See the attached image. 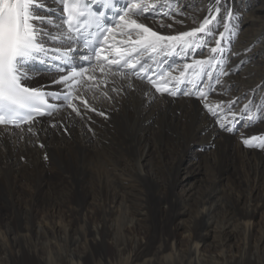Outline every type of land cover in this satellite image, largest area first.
I'll list each match as a JSON object with an SVG mask.
<instances>
[{"label":"bare ground","instance_id":"6f19581e","mask_svg":"<svg viewBox=\"0 0 264 264\" xmlns=\"http://www.w3.org/2000/svg\"><path fill=\"white\" fill-rule=\"evenodd\" d=\"M235 1L243 18L230 55L210 53L218 38L213 36L205 37L204 53L179 44L158 52L139 48V30L119 22L111 32L117 48L144 60L145 77L111 67L102 73L104 63L98 62L86 74L97 80L85 77L69 89L49 83L59 78L52 70L31 65L36 71L28 83L71 91L78 112L51 99L58 107L50 117L18 129L0 127V264H264V149L242 143L264 136V116L233 137L205 107L232 126L238 108H228L225 89L233 81L231 90L247 91L246 100L254 91L251 111L259 105L264 114V0ZM129 2L137 0L124 5ZM140 2L156 8L130 18L176 36L199 27L215 0H200L191 11L194 21L179 11L180 4ZM233 2L227 0L231 10ZM59 5L47 0L55 23L44 27L54 35L62 23ZM217 28L224 31L222 24ZM210 56L215 60L200 73L195 61ZM237 63L243 70L229 75ZM158 65L169 66L163 84L154 75ZM182 80V89L192 94L182 90L177 99L150 82L177 89ZM200 91H207L206 98ZM197 141L214 151L201 158L206 179L193 188L184 181L191 169L183 161Z\"/></svg>","mask_w":264,"mask_h":264},{"label":"snow or ice","instance_id":"6c2138e0","mask_svg":"<svg viewBox=\"0 0 264 264\" xmlns=\"http://www.w3.org/2000/svg\"><path fill=\"white\" fill-rule=\"evenodd\" d=\"M59 2L63 5L66 16L61 17L63 22L56 25L57 32L54 35L50 28L44 27L45 24L54 25L55 23L52 16L48 14L50 10L47 0H0V124L20 127L21 124L36 123L37 117L52 115L58 106L49 101L60 100L61 97L68 102V107L78 112V109L73 107L71 91L67 94L49 92L42 86L29 84L28 81L34 78L33 72L36 71L31 68V65L39 62L45 66V70L49 71L55 67L61 75L58 79H53L54 84H62L69 89L73 85H80L89 68H93V60L99 62L102 59H108L102 57L101 52L104 50L103 42L108 40L107 33L113 31V28L109 26L111 23L109 12L112 18L119 19L121 22L119 27L139 30L140 38L136 43L142 48L151 49L153 52L163 51L172 44L183 45L188 49L193 46L202 48L208 45L205 37H218L215 38V47L210 48L212 54L223 51L221 44L226 33L230 31L234 15L233 11L227 7V0H215L213 7L209 8V14L203 18L199 27L181 32L176 36H164L138 23L137 19L130 18L154 11L156 5H152L150 9L140 0L120 5L119 8H117L119 0H59ZM65 24L67 31H60ZM219 24L223 25L224 31L216 33L215 26ZM116 51L120 59H108L109 66L119 65L123 60L121 50ZM77 60L83 63H76ZM214 60L215 57L210 56L195 61V65L202 73L206 67L212 65ZM84 63H87L89 67L85 68ZM128 66L135 68L136 64ZM188 67L189 65H185V68ZM93 71H95L94 68ZM100 71L105 72L103 65H100ZM108 71H111L110 67ZM141 71H144V68ZM208 75L210 76L211 73ZM86 78L97 80L95 75ZM150 82L157 91H168L166 87L162 89L153 81ZM94 86L99 87V83ZM194 88L199 90L198 84H194ZM170 94L176 95V92L173 91ZM184 94L190 95L192 92L190 90ZM200 95L206 98L203 91H200ZM252 103L253 101L249 102V104ZM205 107L214 117H217V122L222 129L230 133L235 131V124L239 122L236 120V113H232V120L229 121L232 126L226 127L225 122L220 119L213 107L207 104ZM256 107V112L249 111V105H245L242 110L248 112L246 126H251L260 119L261 108L259 105ZM28 131H32V128L29 127ZM242 143L248 147L264 148V136L242 138Z\"/></svg>","mask_w":264,"mask_h":264},{"label":"rangeland","instance_id":"374dc122","mask_svg":"<svg viewBox=\"0 0 264 264\" xmlns=\"http://www.w3.org/2000/svg\"><path fill=\"white\" fill-rule=\"evenodd\" d=\"M156 1H158V0H156ZM166 1L167 2L171 1L172 2L173 0H166ZM237 2L238 1H235V0L233 2L234 7L232 8V11H233L234 15H233L232 20H231L230 31L228 33H226V37H225V39L223 40V42L221 44L222 49H223L222 52L225 55L226 54L227 55L231 54L230 52L232 50L231 49L232 40L237 35L238 28L240 27V25L242 23V18H243L242 13H241L242 11L240 10L239 5H238ZM179 4H180L179 11H182L184 16L187 17L188 20L194 21L196 16H193L191 14V11H193L195 8H197V6L200 5V0H176L173 3V7H175V6L177 7ZM195 11H197V10H195ZM193 23H191V24H193ZM217 26L218 25H216L215 27L217 28ZM206 50H207V48L202 47L201 50H200V53H204V52H206ZM195 51L197 53V50H195ZM238 64L239 63H237L233 68H231L229 70V75L234 74L236 77L239 76V73L243 70L244 65H242L241 68H240V65H238ZM205 78H207V73L203 74V77L200 80V82L202 81V83L199 82V87L200 88L203 87V84L205 83V80H206ZM52 79H54V78H52ZM51 82L52 81H50L49 83H51ZM35 86L40 87L39 85H35ZM233 86H234V82L231 81L230 87H227L225 89V92L227 94V101H228L227 102V106H228V108H230V109L238 108V110L236 111L237 112L236 113V117H237L236 120L239 121V122L237 124H235V131H233L231 133L229 132V134H231L233 137H235L237 135H239V136L244 135L246 130H247V128L249 127V126H246L247 125L246 122H247L248 112L247 111H242V110H244L245 105H249V111L252 110L251 107L254 104L255 96H254V91H252L251 92L252 97H250L248 100H246L245 97L247 95V91H243V92L239 93L238 91H240V90H239L238 87H236L233 90H231V87H233ZM206 90L208 91L209 88L206 89ZM207 91L205 93H207ZM177 98H175V99H177ZM196 100L197 101L201 100V97L197 98ZM250 101H253V103L249 104ZM263 116H264V114L262 112H260V119L257 120L254 124H258L259 121L262 120ZM239 130H241L242 132H240ZM250 148L251 149L259 148L261 150L264 149L262 147H250ZM213 151H214V149H213L212 144H210L208 142L197 141L194 144V146L191 147L189 149V151L186 152L185 159H184L183 162H184V165H187L191 169L190 174H188L184 178V181H186V183H187V185H186L187 187L191 186L193 188H196L195 186H198L200 181L203 182L206 179L204 171L199 169V168H201V166H200L201 165V158H203L205 155H212ZM191 161H193V163ZM196 162H198V163H196ZM198 166H200V167H198ZM49 167H51V165L48 162V164H46V168H48L49 171L52 170ZM180 176H183V173ZM42 197L43 196H40L39 199H41ZM68 220H70V218ZM156 221H163V218L160 217L159 215H157L156 216ZM67 222H69V221H67ZM70 222H72V221H70ZM9 229L15 230L16 229V225L15 224H10Z\"/></svg>","mask_w":264,"mask_h":264}]
</instances>
